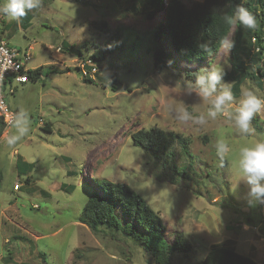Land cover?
<instances>
[{
  "label": "rangeland",
  "instance_id": "rangeland-1",
  "mask_svg": "<svg viewBox=\"0 0 264 264\" xmlns=\"http://www.w3.org/2000/svg\"><path fill=\"white\" fill-rule=\"evenodd\" d=\"M148 6L146 0H40L19 21L3 15L14 48L31 47L27 68L46 71L38 81L14 85L15 94L7 95L27 131L20 135L14 123L0 137V264H156L150 249L122 230L94 232L79 223L94 186L104 181L140 194L161 216L168 244L183 235L190 248L175 252L171 264H204L213 246L224 245L258 259L264 204L249 203L250 186L238 159L242 147L264 142V111L254 116L248 134L235 127L234 116L242 92L264 99V86L246 80L235 96L234 80L228 79L232 49L221 48L202 63L180 59L168 38L155 36L161 16L153 12L149 18ZM259 24L237 52L253 71L264 58V41L261 54L253 44ZM115 33L121 36L120 48L99 64L93 82H85L83 64L89 67L96 48ZM156 51L165 55L161 73L154 71ZM56 58L63 65H44ZM213 66L224 68L222 83L233 94L215 119L207 113L222 91L219 85L208 100L186 91L201 70ZM181 110L203 115L207 123L179 121ZM153 127L166 132L160 153L132 139L133 133ZM178 135L188 140L189 153ZM12 136L19 138L9 145ZM220 140L228 145L223 159L216 151Z\"/></svg>",
  "mask_w": 264,
  "mask_h": 264
},
{
  "label": "trees",
  "instance_id": "trees-1",
  "mask_svg": "<svg viewBox=\"0 0 264 264\" xmlns=\"http://www.w3.org/2000/svg\"><path fill=\"white\" fill-rule=\"evenodd\" d=\"M146 3L151 8L148 13L149 18H153L155 14L161 16V21L154 32L155 36L159 39L168 38L174 54L188 63H202L221 49L220 40L228 39L234 26L228 25L224 17L232 15L237 5L247 8L255 16L257 23H260L254 30L253 38L256 39V42L253 44L258 47L259 54L263 50L264 0H203L190 5L182 0H168L167 2L146 0ZM235 26L233 38L235 44L232 48L233 62L228 79L234 80L232 88L235 96H238L240 87L246 80H252L259 86H264V65L263 63L262 65L258 64L257 71H253L251 67L239 61L238 49L246 38H252V34L250 30H244L238 24ZM201 45H206L210 51H204ZM120 46L121 36L119 33H115L96 48L90 60L98 67L109 53L114 49H119ZM68 49L73 50L70 47ZM165 63V55L156 51L155 73H161ZM45 71L46 69L41 66L29 70L27 75L30 80L38 81L43 78ZM84 81L93 82V79L85 77ZM113 81L116 82L115 76H113ZM0 121L3 126L0 130L1 137L6 127L1 118ZM43 129L49 132V124H46ZM177 138L184 153H189L188 140L179 135ZM132 139L135 145L149 152L160 153L166 149V132L158 127L139 130L132 134ZM124 218L127 221L124 222ZM78 221L94 232L99 231L100 227L116 231L122 230L126 236L150 249L156 264H171L172 255L175 252L188 251L190 248L187 240L181 234L176 236L172 244H168L163 237L165 225L159 213H156L140 194L123 183L104 181L95 185ZM204 264L258 263L250 257L236 252L232 247L224 245L213 246L206 255Z\"/></svg>",
  "mask_w": 264,
  "mask_h": 264
},
{
  "label": "clouds",
  "instance_id": "clouds-1",
  "mask_svg": "<svg viewBox=\"0 0 264 264\" xmlns=\"http://www.w3.org/2000/svg\"><path fill=\"white\" fill-rule=\"evenodd\" d=\"M40 6V0H4L0 4V14L7 19L19 21L26 16L28 11L36 9ZM225 22L228 25H240L244 30H253L256 28V18L242 5H237L232 15H225ZM235 41H228L227 38L221 39L219 45L226 49L228 53L234 47ZM201 48L208 52L210 49L206 45ZM225 75L224 68L221 66H213L211 70H201L197 74L195 84H189L186 91L188 94L196 92L203 100H208L217 92L219 85L222 91L216 94L212 99V108L209 109L207 116L215 119L218 114L222 113L225 106L233 101V94L228 85L223 84L222 80ZM264 111V99L257 97L251 91H244L241 94L238 107L234 116V125L243 134L251 131V122L258 113ZM176 119L182 122L192 120L193 123L203 125L207 123L206 118L201 116L192 117L187 110H181L177 113ZM15 127L23 135L27 128L24 121L18 118ZM18 136H12L8 140V144L12 145L18 139ZM218 157L224 158L228 151V145L220 140L216 144ZM238 169L250 186L247 193L249 203L257 202L264 204V142H257L252 146H244L240 149L238 159Z\"/></svg>",
  "mask_w": 264,
  "mask_h": 264
},
{
  "label": "built area",
  "instance_id": "built-area-1",
  "mask_svg": "<svg viewBox=\"0 0 264 264\" xmlns=\"http://www.w3.org/2000/svg\"><path fill=\"white\" fill-rule=\"evenodd\" d=\"M3 14H0V118L5 127H10L15 123L16 113L10 108L7 103V95L15 92L14 85L24 84L29 82L27 75L28 62L31 60V48L24 52L10 47L2 38ZM254 43L256 39L253 38ZM61 51V47L57 48V52ZM257 51L259 49L257 48ZM90 62V61H89ZM264 65V59H263ZM83 64L81 73L83 77L93 78L97 75L99 68L94 63Z\"/></svg>",
  "mask_w": 264,
  "mask_h": 264
},
{
  "label": "crops",
  "instance_id": "crops-1",
  "mask_svg": "<svg viewBox=\"0 0 264 264\" xmlns=\"http://www.w3.org/2000/svg\"><path fill=\"white\" fill-rule=\"evenodd\" d=\"M8 29H9V25H7L6 23H3V25H2V38L6 41V43L10 46V47H12V48H14V46L11 44V41L9 40V38L7 37L8 36V34L10 35L11 33H10V31H8ZM8 32V34H6ZM12 32V31H11ZM29 48H31V47H29ZM15 49V48H14ZM21 53L23 52V51H20ZM60 59V58H59ZM58 58H56V60L54 59L52 62H48V63H46V64H44V65H48V66H57V65H63V61L61 60H59ZM38 68V67H37ZM36 69V68H35ZM31 70H34V69H31ZM50 70H62V69H51L50 68ZM29 81H32V80H29ZM28 84V82L27 83H24V84H18V85H22V86H25V85H27ZM17 88V87H16ZM16 88H15V90H16ZM13 94H15V92L13 93ZM12 94V95H13ZM47 123H45V124H42L41 123V125H42V127H45V125H46ZM5 133V132H4ZM244 228H246L247 229V226H244ZM263 242H264V237H260L259 239H258V241H257V243L256 244H259L258 245V249H257V252H256V254L257 255H259V257H258V259H253L256 263H258V264H264V250H263V248H264V244H263ZM262 246H263V248H262Z\"/></svg>",
  "mask_w": 264,
  "mask_h": 264
}]
</instances>
